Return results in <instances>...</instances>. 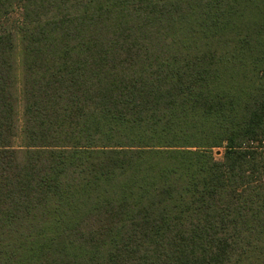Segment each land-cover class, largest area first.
Returning <instances> with one entry per match:
<instances>
[{"label": "trees", "instance_id": "1", "mask_svg": "<svg viewBox=\"0 0 264 264\" xmlns=\"http://www.w3.org/2000/svg\"><path fill=\"white\" fill-rule=\"evenodd\" d=\"M0 264H264V0H0Z\"/></svg>", "mask_w": 264, "mask_h": 264}, {"label": "rangeland", "instance_id": "2", "mask_svg": "<svg viewBox=\"0 0 264 264\" xmlns=\"http://www.w3.org/2000/svg\"><path fill=\"white\" fill-rule=\"evenodd\" d=\"M215 157L216 159L220 160L223 154V150L222 149H216L215 151Z\"/></svg>", "mask_w": 264, "mask_h": 264}]
</instances>
